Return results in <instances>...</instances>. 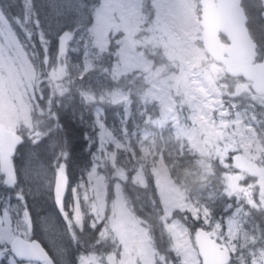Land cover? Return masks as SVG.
<instances>
[{
  "label": "snow or ice",
  "instance_id": "snow-or-ice-1",
  "mask_svg": "<svg viewBox=\"0 0 264 264\" xmlns=\"http://www.w3.org/2000/svg\"><path fill=\"white\" fill-rule=\"evenodd\" d=\"M0 264H264V0H0Z\"/></svg>",
  "mask_w": 264,
  "mask_h": 264
},
{
  "label": "trees",
  "instance_id": "trees-1",
  "mask_svg": "<svg viewBox=\"0 0 264 264\" xmlns=\"http://www.w3.org/2000/svg\"><path fill=\"white\" fill-rule=\"evenodd\" d=\"M253 3H255L256 5L259 4V0H253ZM195 165L192 164V165H186L184 168H181V176L183 177L184 176V173L187 172V171H193L194 172V169H195ZM189 179H192V180H196V176L193 174L192 176L189 177Z\"/></svg>",
  "mask_w": 264,
  "mask_h": 264
}]
</instances>
